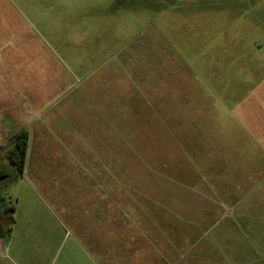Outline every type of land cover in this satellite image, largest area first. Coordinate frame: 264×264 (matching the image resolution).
I'll return each instance as SVG.
<instances>
[{"label": "rangeland", "instance_id": "obj_1", "mask_svg": "<svg viewBox=\"0 0 264 264\" xmlns=\"http://www.w3.org/2000/svg\"><path fill=\"white\" fill-rule=\"evenodd\" d=\"M10 1L56 57L61 67L57 92L67 86V94L57 97L61 99L56 105H50L55 98L25 97L19 103L24 112L20 126L2 117L0 163L9 168L10 177L0 180V237L6 251L0 253V264H85L84 251L95 244L90 240L93 235L103 232V248L106 244L110 253L116 249L108 245L112 239L105 240L107 229L113 233L112 215L141 232L136 208L143 203L133 207L119 201L111 208L109 202L102 206L101 201L104 189L115 191L121 185L117 178L106 177V172L119 176L118 160L120 168L127 170V157L142 155L130 150L138 131L114 129L117 140L123 142L112 152L111 145L104 144L108 137L115 138L112 132L82 125L96 114V106H114L103 108L115 111L122 126L130 125L128 119L134 118L130 108L135 104L126 105L125 99L133 92L144 102L150 80L144 78L154 70L153 63H160L161 69L162 56L177 60V67L186 73L211 79L210 70L217 69V83L232 80L228 57L245 51V58H250L255 54L253 45L264 46V0ZM239 69L233 73L238 81L244 75ZM92 92L103 93L97 105L91 104ZM14 106L10 98L9 107ZM23 129L30 138L26 168L21 172L8 154L14 135ZM106 162L113 172L103 168ZM97 164L102 168L98 177ZM188 194L197 200V194ZM138 196L143 200V194ZM193 210L207 214L206 209ZM204 224L202 220L201 231L207 227Z\"/></svg>", "mask_w": 264, "mask_h": 264}, {"label": "crops", "instance_id": "obj_2", "mask_svg": "<svg viewBox=\"0 0 264 264\" xmlns=\"http://www.w3.org/2000/svg\"><path fill=\"white\" fill-rule=\"evenodd\" d=\"M31 28L30 20L10 0H0L1 132L3 118L17 126L24 121L19 103L25 97L55 98L50 105H56L61 99L57 97L67 94V82L57 92L61 67L56 57ZM252 49L256 56L245 58L244 51L228 57L233 79L224 85L217 83V69L210 70L209 79L186 73L177 60L162 56L161 69L160 63H153L154 70L144 78L150 79L144 102L132 91L125 99L126 105L135 104L128 126L121 125L115 111H104L114 106H96V114L82 127H103L114 136L116 128L136 130L130 150L142 155L127 157V170L118 160L119 176L104 164L114 173L107 171L106 177L117 178L121 185L115 191L104 189L101 205L109 202L113 208L121 201L133 207L140 202L143 207L136 208L141 232L112 215L113 233L107 229L105 240L112 239L108 245L116 249L110 253L106 244L103 248V232L93 235L90 240L95 244L84 251L85 264H264V46L256 43ZM237 67L244 72L239 81L233 74ZM101 97L103 93L92 92L91 104L97 105ZM10 98L15 103L11 108ZM122 142L115 136L104 144L116 152ZM2 143L0 137V147ZM101 170L97 164V177ZM191 191L197 200L188 194ZM193 209H206L207 214ZM171 219L174 222L168 224ZM202 220L207 226L203 231ZM4 251L0 237V253Z\"/></svg>", "mask_w": 264, "mask_h": 264}, {"label": "trees", "instance_id": "obj_3", "mask_svg": "<svg viewBox=\"0 0 264 264\" xmlns=\"http://www.w3.org/2000/svg\"><path fill=\"white\" fill-rule=\"evenodd\" d=\"M15 144L9 151V159L11 163H15L21 172L25 171L27 164V157L29 152V132L23 129L15 135ZM10 177V170L8 167L0 163V180ZM14 210V207L12 208ZM1 235V234H0Z\"/></svg>", "mask_w": 264, "mask_h": 264}]
</instances>
